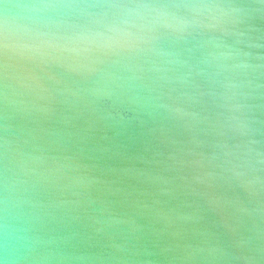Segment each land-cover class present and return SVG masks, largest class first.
Segmentation results:
<instances>
[{
	"label": "water",
	"instance_id": "water-1",
	"mask_svg": "<svg viewBox=\"0 0 264 264\" xmlns=\"http://www.w3.org/2000/svg\"><path fill=\"white\" fill-rule=\"evenodd\" d=\"M0 264H264V0H0Z\"/></svg>",
	"mask_w": 264,
	"mask_h": 264
},
{
	"label": "clouds",
	"instance_id": "clouds-1",
	"mask_svg": "<svg viewBox=\"0 0 264 264\" xmlns=\"http://www.w3.org/2000/svg\"><path fill=\"white\" fill-rule=\"evenodd\" d=\"M18 251H20V249L14 240H10L6 244V248H5L6 258L16 254Z\"/></svg>",
	"mask_w": 264,
	"mask_h": 264
},
{
	"label": "snow or ice",
	"instance_id": "snow-or-ice-1",
	"mask_svg": "<svg viewBox=\"0 0 264 264\" xmlns=\"http://www.w3.org/2000/svg\"><path fill=\"white\" fill-rule=\"evenodd\" d=\"M55 5H49V7H54ZM96 6H101V5H96ZM108 7H112V8H119L120 5L118 4H110V5H107ZM176 7H182L181 5H176ZM6 158H7V154H6Z\"/></svg>",
	"mask_w": 264,
	"mask_h": 264
}]
</instances>
